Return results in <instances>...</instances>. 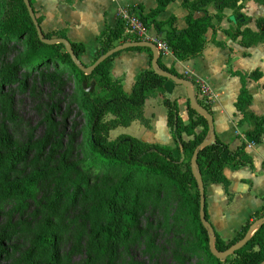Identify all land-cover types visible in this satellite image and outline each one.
Returning a JSON list of instances; mask_svg holds the SVG:
<instances>
[{"label": "trees", "instance_id": "trees-1", "mask_svg": "<svg viewBox=\"0 0 264 264\" xmlns=\"http://www.w3.org/2000/svg\"><path fill=\"white\" fill-rule=\"evenodd\" d=\"M34 14L37 27L43 40L62 39L71 49L66 50L62 43L43 42L37 34V29L28 15L22 0H0V39L4 45L12 43L21 50L22 59L28 62L25 69H36L40 66L43 72L41 78L49 81L66 78L71 80L74 89V102L82 119V141L84 152L89 156L88 165L92 168L104 169L107 174L118 173V182L109 192L104 209L105 227H101L92 245L89 247V258H92L101 249V244L107 240L113 243L130 240L138 234V223L141 215L147 211L149 201H154L150 215L156 216L158 205L163 207L167 203L169 194L175 198L180 209L175 216L167 217L163 222L152 225L154 235L161 242L172 245V257L181 263V248H185L191 256L200 253L209 264H262L264 263V209L254 212L236 232L235 236L227 241L214 231L211 226L205 205L204 178L211 183L222 184L226 190L227 184L222 175L225 167L237 169L243 165H251L245 159L243 151L246 142L239 139L238 146L231 150L229 146L214 135L208 120L191 107L203 109L211 119V99L200 98L199 80L187 75L178 74L173 68L165 67L160 58H157L155 69L150 67L140 72L132 86L131 92L125 94L121 90L118 80L109 76V63L113 56L107 57L95 69L85 74L80 57L85 51L81 43L69 41L65 29L43 32L40 28V18L33 9V0H27ZM171 0H155L156 7L143 20L153 26L157 35H163V40L177 61H187L200 57L205 49V34L212 30V40L215 45L224 47L214 40L215 27L213 21L219 24L223 19V11L231 10L238 13L243 9L245 0H182L181 7L186 11L184 27L176 29L173 26L175 19L170 17L165 22H158L155 18L165 9ZM264 7V0H253ZM213 12H210L209 9ZM199 13L201 16L195 17ZM167 26V29H163ZM256 30L242 28L238 24L235 28L224 30L223 33L232 41H237L241 47L249 48L264 43V18L254 20ZM134 41L125 33L124 24L117 21V25L103 31L98 42L95 59L108 52L114 46ZM149 49L144 47L128 48L134 51ZM150 52V51H149ZM119 53V52H118ZM152 58V55H151ZM166 72L179 80L193 86V95L188 99V123H183L178 115L175 100L164 97V84L168 80L158 74ZM240 81V90L236 98L235 108L242 112L250 102V95L246 88V81H257L261 72L254 70L249 74L231 72ZM94 82V88H91ZM160 96L162 105L166 109V124L175 142V148L147 144L137 138L120 134L109 139V132L117 127H126L133 121H139L148 126L143 117V105L146 99ZM255 127L245 132L244 136L249 143H264V115H252ZM196 128H200L198 133ZM191 137L184 140L183 136ZM211 137L210 143L203 144ZM8 142L7 138L3 142ZM188 155V157H187ZM195 156V171H192L191 159ZM199 175L202 181L204 194V219L212 230V235L201 224L199 219L200 190L196 181ZM34 183H30L23 190L13 193L22 197L30 195ZM158 218V217H157ZM161 219V218H159ZM168 225V227H165ZM257 226L247 242L236 248L225 258H218L215 253L227 252L244 239L247 232ZM149 228V227H148ZM170 235L164 237V230ZM156 231H159L158 234ZM179 236V237H178ZM169 238V241L166 239ZM183 238V240H182ZM187 243H186V240ZM189 240V241H188ZM44 248L52 249L54 236L45 235L41 238ZM148 242L153 243L151 240ZM151 254L162 256L160 249L151 246ZM215 251V253H214ZM31 264H39L33 262Z\"/></svg>", "mask_w": 264, "mask_h": 264}, {"label": "rangeland", "instance_id": "rangeland-1", "mask_svg": "<svg viewBox=\"0 0 264 264\" xmlns=\"http://www.w3.org/2000/svg\"><path fill=\"white\" fill-rule=\"evenodd\" d=\"M26 64L20 49L0 39V264H209L185 248L180 263L172 245L152 240L150 227L180 209L172 194L164 207L158 205V218L150 215L154 201L147 203L137 235L116 244L107 240L88 257L93 238L105 227L108 192L119 174L88 165L72 81H49L40 77V66L24 70ZM30 183V195H13ZM45 235L54 236L52 249L42 245ZM151 246L162 256L152 255Z\"/></svg>", "mask_w": 264, "mask_h": 264}, {"label": "crops", "instance_id": "crops-1", "mask_svg": "<svg viewBox=\"0 0 264 264\" xmlns=\"http://www.w3.org/2000/svg\"><path fill=\"white\" fill-rule=\"evenodd\" d=\"M182 0H171L165 9L155 18L165 22L170 17L175 19L176 29L184 27L186 11L181 7ZM253 0H245L243 9L233 13L229 9L223 11V19L215 27L214 40L222 43L219 47L213 43L212 30L205 34L206 45L200 57L187 61H177L171 52L160 58L167 68H173L180 75L197 78L207 89L211 99V121L214 135L227 144L231 150L238 146L239 139L246 142L243 151L245 159L251 165H243L237 169L225 167L222 175L227 184L211 183L204 178L206 212L214 231L227 241L233 238L245 221L256 211L264 209V143L250 144L244 133L252 131L255 120L252 115H264V43L249 48L241 47L232 41L224 30L235 28L238 24L256 30L253 14L258 10L264 15V7ZM137 6L146 16L156 7L155 0H33V9L40 18L43 32L65 29L69 41L81 43L85 47L80 62L89 67L93 64L98 42L105 29L117 25L116 11L119 6ZM213 12L212 9H209ZM201 14L196 13L195 17ZM264 18V17H262ZM163 29H167L164 26ZM163 38V35H160ZM145 48V47H144ZM150 51V50H149ZM141 50H122L112 57L109 63V76L118 80L125 94L131 92L137 75L151 67V52ZM261 72L257 81H246L250 102L240 112L235 108L236 98L240 90V81L231 72L249 74L254 70ZM164 97L175 100L178 115L183 123H188V91L193 95V86L188 88L181 82L167 80L164 84ZM143 117L148 126L133 121L126 127H117L109 132L114 139L120 134H127L147 144H157L175 148V142L166 124V109L160 96L145 100ZM200 128H196L198 133ZM191 137L184 135L183 139ZM188 157V155H187ZM256 230L254 228L252 233ZM264 264V263H262Z\"/></svg>", "mask_w": 264, "mask_h": 264}, {"label": "water", "instance_id": "water-1", "mask_svg": "<svg viewBox=\"0 0 264 264\" xmlns=\"http://www.w3.org/2000/svg\"><path fill=\"white\" fill-rule=\"evenodd\" d=\"M22 1H23L24 5H25V7H26V9H27L28 15H29L30 18L32 19V21H33V23H34V25H35V27H36V29H37V34H38V36L42 39V36H41L40 30H39L38 27H37V23H36V21H35L34 14H33L32 10H31V8H30V5H29L28 1H27V0H22ZM42 41H43V42H47V43H62V44L65 45L66 50H67L69 53H71V49H70V47H69V44H68L65 40H62V39L43 40V39H42ZM140 46H141V44L138 43V42H126V43H122V44L116 45V46H114L112 49H110L108 52H106L105 54L101 55L98 59H96V60L93 62L92 65H90L89 67H83V68H82V71H83V73L88 74V73L92 72V71L95 69V67H96L98 64H100L103 60H105L107 57L112 56L113 54L118 53V52H120V51H122V50H126V49H128V48H136V47H140ZM142 46L150 50L151 55H152V58H151V67H152L153 69H155V63H156V61H157V53H156L155 47H154L151 43H144ZM155 70H156V69H155ZM158 74H159L160 76L166 78V79H169V80L173 81V82H181V83H183V84L188 88V83H185V82L179 80L178 78H175V77L169 75V74L166 73V72H158ZM91 89H92V88L88 89V91H90ZM191 96H192V95H191L190 92L188 91V99H191ZM191 107H192L193 109H195V111L198 112L200 115L204 116V117L208 120V122H209V126H212V121H211V119L208 118V116H207L206 113L203 111V109L197 108L193 103L191 104ZM211 141H212V139H211V137L209 136V139H208L206 142H204L203 144L210 143ZM191 167H192V171L194 172V171H195V156H193L192 159H191ZM196 181H197V183H198V187H199V190H200V200H199V219H200L201 224H202V225L208 230V232L210 233V235H212V230L209 228L208 224L206 223V221H205V219H204V214H203V209H204V194H203L202 181H201V178H200L199 175H196ZM263 221H264V217H263L262 219H260V220L258 221V223H261V222H263ZM254 228H257V226H256V225L253 226V227L247 232V234L245 235L244 239H243V240L237 245V247H233V248L229 249L227 252H225V253H221V254H217V253H215V251H214V253L216 254V256H217L218 258H225L226 256L232 254L233 251H234L236 248H238V247L244 245V244L247 242V240L251 237V232H252V230H253ZM252 234H253V233H252Z\"/></svg>", "mask_w": 264, "mask_h": 264}, {"label": "built area", "instance_id": "built-area-1", "mask_svg": "<svg viewBox=\"0 0 264 264\" xmlns=\"http://www.w3.org/2000/svg\"><path fill=\"white\" fill-rule=\"evenodd\" d=\"M145 16L137 6L122 5L117 8L116 19L124 24L125 33L134 41L141 44L151 43L156 50L157 58H161L170 53V49L160 35L155 34L153 26L143 20ZM200 98H210L207 87L199 82ZM251 145L253 143H250Z\"/></svg>", "mask_w": 264, "mask_h": 264}]
</instances>
